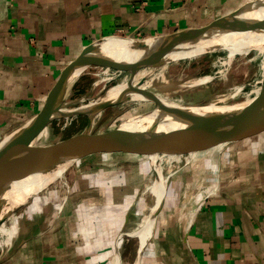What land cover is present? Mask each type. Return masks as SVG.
I'll return each mask as SVG.
<instances>
[{
    "label": "crops",
    "instance_id": "1",
    "mask_svg": "<svg viewBox=\"0 0 264 264\" xmlns=\"http://www.w3.org/2000/svg\"><path fill=\"white\" fill-rule=\"evenodd\" d=\"M248 1L0 0V137L43 108L87 49L203 27ZM189 155L154 216L151 154L83 158L66 193L26 209L2 264H264V132Z\"/></svg>",
    "mask_w": 264,
    "mask_h": 264
},
{
    "label": "water",
    "instance_id": "2",
    "mask_svg": "<svg viewBox=\"0 0 264 264\" xmlns=\"http://www.w3.org/2000/svg\"><path fill=\"white\" fill-rule=\"evenodd\" d=\"M263 9L264 0H255L247 2L230 14L203 27L185 29L163 36L127 38L129 41L127 49L136 53L137 58L135 62H130L123 67L120 62L115 61L114 56L103 51L102 43L87 49L61 74L51 89L43 108L0 137V195L1 188L5 186V183L13 181L12 176L19 169H27L29 173H40L46 176L63 167L68 169L90 155L132 150L148 152L151 155L155 153L189 155L264 132V78L261 81L260 90L253 97L237 103L227 101V104L239 105V108L218 112L206 120L198 121L192 119L194 116L190 109L208 105L211 103L210 101L193 103L173 102L174 100L169 99L172 103L179 104L178 108H171L162 102L161 94L149 90V88L162 91L180 88L181 91L177 93L183 95L182 90L204 84L198 83L200 79L192 80L189 83H185V79L177 81L154 79L150 85L152 78L149 80L142 78L137 87L131 84V80L136 77L143 66L161 64L171 53L182 52L195 57L218 50H227L225 45L214 42L216 41L214 39L222 34L252 32L258 25V22L252 17ZM192 56L188 58H192ZM92 67L129 71L131 77L128 89L115 100H105L103 97L106 93H104L89 103L80 106L71 105L69 99L72 97V91L78 81ZM148 84L150 85L148 89L141 88ZM132 93L143 95L150 102L156 104L157 108L161 110L162 116L186 120L189 125L175 131L157 130L158 122L153 120L150 127L147 128L144 127V124L136 128L123 127L127 123L147 121L153 111L157 109L155 108L148 113L127 117L106 131L92 132L95 125L94 117L97 114L100 115L110 107L131 101L129 95ZM92 102L95 105L83 108ZM82 115L89 116L87 128L84 131L66 139L54 140L49 143L40 142L41 134L53 121L74 119ZM57 179H52L35 192L31 191L19 199H14L16 201L2 200L0 196V219L15 214L33 196L38 195ZM160 205L161 202L158 208ZM9 256L7 250L3 251L0 254V264Z\"/></svg>",
    "mask_w": 264,
    "mask_h": 264
},
{
    "label": "rangeland",
    "instance_id": "3",
    "mask_svg": "<svg viewBox=\"0 0 264 264\" xmlns=\"http://www.w3.org/2000/svg\"><path fill=\"white\" fill-rule=\"evenodd\" d=\"M251 1L255 0H249L248 2ZM242 52L237 53L230 61H228V58L231 54L228 50H218L195 57L189 54H183L182 52H174L168 55L161 64H156L154 66L147 64L143 66L139 73L143 76L155 69L154 74L145 77L146 80L151 78H155V80L158 81H177L185 79V83H189L196 79L208 78V81L202 85L182 90L183 95L177 93L181 91L180 88H175L170 91L156 90L152 87L149 88V90L156 91L163 97L174 101L197 103L201 101L212 102L220 98H227L229 103L243 102L256 95V92L260 90L261 81L264 78V50L260 53L259 49L252 47ZM189 56H192V58H188ZM130 77L129 71H119L107 67H92L89 69L88 73L78 81L77 87L72 91V97L69 101L71 105L74 106L89 103L95 98L104 95L111 87ZM142 78L140 77V80ZM237 89L239 93L235 97L229 98L233 92H237ZM155 108H157V106L153 102L132 100L110 107L100 115L97 114V116L94 117L95 125L92 128V132L106 131L113 128L127 117L148 113ZM88 121V115H82L68 120H55L49 124L46 130L41 134L40 142L49 143L54 140L66 139L74 136L87 128ZM172 154L173 153L153 154L152 159L156 164H159L160 161L162 162L160 168L165 179L170 173L178 171L186 164L191 163L194 156H196ZM150 161L152 162L151 159ZM76 164L77 162L70 166L62 177L58 178L45 190L33 196L26 205L13 214L11 220H6V217L0 219V254L8 249L9 246V250L12 249L20 240V236L24 230L23 217L21 216H24L26 209L32 206V204L34 209L37 207L39 202L34 200H37V198L39 196L41 197L43 194L46 195V193H48V197H50L55 193L52 192L54 190H58L57 192L60 193V196H62L63 192L66 193V188L63 184L65 182L64 178L67 177L66 175L68 172L75 168ZM13 193L10 201L19 192L13 191ZM54 195H56V193ZM50 202L46 207L48 210L53 209Z\"/></svg>",
    "mask_w": 264,
    "mask_h": 264
},
{
    "label": "bare ground",
    "instance_id": "4",
    "mask_svg": "<svg viewBox=\"0 0 264 264\" xmlns=\"http://www.w3.org/2000/svg\"><path fill=\"white\" fill-rule=\"evenodd\" d=\"M252 18H254V20H256L258 22L257 27L252 32L241 33V34H234V33L222 34V35L217 36L214 39V40H216L214 42L225 45L227 47V50L231 54L230 57L228 58V61H230L232 59V57L234 55H236L237 53L249 50L252 47L259 49L260 53L262 50H264V9L261 10L260 12H258ZM128 46H129V41L127 38H125V39H123V40H121V41H119L113 45L104 47L102 49L106 53H109L110 55L114 56L113 58L115 59V61L120 62V65L123 67L130 62H135L136 58H137L136 53L130 52L127 49ZM157 68H159V67H157ZM154 70L150 71L149 73H147L146 75H143V76H141V73H138L136 75V77L133 80H131V84L133 86L137 87L138 86L137 84L140 80V77L145 78L146 76H150V75L154 74ZM154 79L155 78L151 79L150 85L153 83ZM198 81H200L198 83H205L206 81H208V78H202ZM129 85H130V78H128L127 80H125V81H123V82H121V83H119L113 87H111L106 92V94L103 98L105 100H108V99L109 100H115L116 98H118V96H120L122 94V92H124L128 89ZM150 85L148 84V85L143 86L141 88L148 89ZM258 91L256 92V94L258 93ZM238 93H239V90L237 89V92H233L229 98L235 97ZM129 96H130L132 101H145V102L150 101L146 97H144L143 95H140V94L132 93ZM160 97L162 99V102L166 106H169L171 108H178L179 107V104L172 103L171 100L169 101V99L163 97L162 95ZM173 102H175V101H173ZM93 105H95V103L92 102L88 105L83 106V108H89ZM238 106L239 105L227 104V98H220L214 102L209 103L208 105L201 106V107H193L190 110H191L192 115L194 116L192 119H195L198 121V120H204V119L206 120L208 117H211L212 115H214L215 113H218V112H226V111L234 110L236 108H239ZM153 120L158 122L156 124L157 130L175 131V130L185 128L186 126L189 125V122H187L186 120H182V119L177 120L176 118L171 117V116H162L161 110H159L157 108L149 116L147 121H140V122L137 121L138 123L137 122L127 123V124H124L123 127L124 128H136V127H140V126H142V124H144L145 126L144 125L143 126L145 128H147L148 126L150 127ZM170 156H171V154H170ZM152 158H153V154L150 156V159L152 160L153 164L156 166V172L158 174V179L153 184H151V186H150L151 192L155 196V199H156V203L153 207L151 215L155 213V211L157 210L161 200L164 197L165 181H166L163 174L161 173L160 166H161L162 162L160 161L159 164H156ZM178 158H179V156H178ZM178 158H176V159H178ZM66 170H67V168L65 169L63 167V168H60L59 170H57L56 172H53V173H50V174H47L46 176H44L40 173H36V174L35 173H29V171L27 169H25V170L19 169L18 171L14 172V174L12 176L13 181L7 183L8 185L5 183V186H3L1 188V195H0L1 199L2 200H5V199L10 200L12 195L14 194L13 191H16L19 193H17L16 196L11 200V201H16L14 199H19V198L23 197L24 195H26L27 193H30L31 191L35 192L37 189L43 188L47 184V182L51 181L52 179H54V178L57 179V178L62 177L64 175V173L66 172ZM161 190H162V196H161V198H159L161 195ZM151 215L145 224V228L146 227L147 228L144 229L139 234L140 236H143V237H141L142 242L145 241L146 237L150 233V229H151L150 224L153 221V217ZM12 217H13V214L8 215L6 217V220H11Z\"/></svg>",
    "mask_w": 264,
    "mask_h": 264
},
{
    "label": "trees",
    "instance_id": "5",
    "mask_svg": "<svg viewBox=\"0 0 264 264\" xmlns=\"http://www.w3.org/2000/svg\"><path fill=\"white\" fill-rule=\"evenodd\" d=\"M76 87H77V84H76V86H75V88H74V89H76Z\"/></svg>",
    "mask_w": 264,
    "mask_h": 264
},
{
    "label": "built area",
    "instance_id": "6",
    "mask_svg": "<svg viewBox=\"0 0 264 264\" xmlns=\"http://www.w3.org/2000/svg\"><path fill=\"white\" fill-rule=\"evenodd\" d=\"M204 199H206V198H204ZM206 201V200H205Z\"/></svg>",
    "mask_w": 264,
    "mask_h": 264
}]
</instances>
